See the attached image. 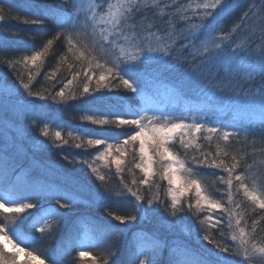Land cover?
<instances>
[{
	"label": "snow or ice",
	"instance_id": "obj_1",
	"mask_svg": "<svg viewBox=\"0 0 264 264\" xmlns=\"http://www.w3.org/2000/svg\"><path fill=\"white\" fill-rule=\"evenodd\" d=\"M27 3L37 14L25 18L23 23L43 27L51 20L55 25L52 38L41 49L14 60L0 59V64H6L9 69H14L18 64L26 69H35L28 72V82L24 81L23 74H17L19 86L27 97L41 101L51 97L54 102L67 103L68 100L92 97L102 89L112 91L121 85L125 90L141 96L147 90L141 66L158 65L164 71L183 68L184 78L195 82L200 86V91L211 98L220 93L243 104L258 103L264 109V0H168L163 8L160 0H60L61 4L68 6L67 9L46 5L41 0H27ZM242 8L244 10L238 21L230 31L224 32L219 27L220 21ZM165 9L168 11L165 12ZM2 13L3 8H0V19H3ZM157 18L166 25L165 28L157 27ZM238 30L244 36L240 43L232 45L230 39ZM3 39L0 37V43ZM60 40L64 42L65 52L60 56L57 68L45 74V79L55 81L60 65H67L71 79L64 84V89L80 76L85 79L79 97L75 93L67 94L64 89L56 92L55 96L50 92L45 95L34 92L30 86L40 74L55 42ZM178 40L185 42L178 44ZM70 57L76 63H70ZM160 75L159 70H154L150 79L158 82ZM9 99L10 95L0 96V106L6 108ZM23 103L33 110L44 107L29 99ZM81 119L92 125L134 128L132 132L117 134L111 141L104 135L69 132V139L74 142L75 148H97L91 160L80 159L79 162L86 164L102 186L106 177L96 162H102L105 167H115L122 186L115 195L125 198L127 213L119 214L106 206L112 195L106 187L101 192L75 177L52 173L48 169L35 177L28 170L16 173L4 150L0 149V264H27V258L36 264H61V257L73 246L77 250L78 260L88 258L92 264H161L159 257L165 241L155 231L139 229L133 232L129 241V258L124 262L117 259L119 248L116 242L126 234L129 225L144 224L157 217V205L166 214L158 216L159 226L172 231L179 214L185 211L180 194L188 188L195 190L196 197L194 204H188V210L195 208L197 212L207 211L210 214L212 210H219L223 216L216 217L214 223L211 215L205 216L199 223L207 224L208 228L219 227L226 218L230 239L235 247L211 239L207 231L203 240L214 244L220 252L241 256L243 264H264V239L256 240L257 226L260 220H264V215L260 220L253 219L251 231H246L247 221L243 210L239 213L236 211L242 209L243 202L234 198L242 192L253 210L264 212V187L258 189L255 183L249 186L247 170H240L244 158L230 154L227 146L233 137L239 139L243 136L247 139L253 135L251 125L238 126L235 122L216 124L206 118L189 121L186 117L165 112L157 114L131 104L122 113H101L89 109ZM259 127L264 129V119ZM201 134L209 148L215 139L224 141V146L217 143L214 153L204 150L197 143ZM41 135L50 136L47 126ZM53 138L68 144V139H62L60 130L54 132ZM177 139L186 151L195 148L191 156L192 164L219 169L226 174L217 178L227 186V204L213 198L199 175L191 167H186L185 159L169 146ZM261 143H264V136ZM126 156L132 157L134 167L140 170L143 179H135L132 167L126 165ZM76 159L73 157L68 162L73 163ZM125 167L129 175H133L131 183L121 175ZM251 167L248 165L249 169ZM154 176L166 180L169 185L166 190L167 203L151 192L153 182L150 177ZM178 180L181 181L179 189L175 186ZM144 186L148 188V195L142 191ZM128 196L134 199L129 200ZM78 205L104 206L118 225L105 220L93 221L86 226L73 223L64 242L65 247L45 250L33 247L41 239H52L61 225L69 224L73 214L79 211ZM80 219L83 217H78ZM25 221L28 229H34L40 237L21 227ZM221 235H224L222 230ZM20 253L26 258L23 262L19 259ZM167 264L212 262L176 244L170 250Z\"/></svg>",
	"mask_w": 264,
	"mask_h": 264
},
{
	"label": "trees",
	"instance_id": "obj_2",
	"mask_svg": "<svg viewBox=\"0 0 264 264\" xmlns=\"http://www.w3.org/2000/svg\"><path fill=\"white\" fill-rule=\"evenodd\" d=\"M42 3L55 7L67 9L68 6H64L59 0H41ZM161 7L167 3L168 0H160ZM0 8H3V19H0V37H3V42L0 43V59H7L9 55L18 59L25 54H32L33 51L39 50L43 47L44 43L53 36L54 22L51 20L47 22L43 27L31 24L23 23L25 18H32L37 13L33 8L29 6L27 0H0ZM168 11L167 9L164 10ZM243 11V8L242 10ZM240 13L235 12L230 16L223 18L219 27L228 32L234 26V23L238 21ZM13 17H17L14 19ZM233 17V18H232ZM167 17L165 16V19ZM157 27L165 28L166 25L157 18L155 21ZM222 23H226V27L221 26ZM155 30V29H154ZM244 33L237 31L233 34L230 43L235 45L240 43ZM184 40H178V44L184 43ZM258 44L259 42L256 41ZM255 46V45H253ZM65 52L63 40L56 41L49 55L46 57L43 67L40 69V74L31 83V88L34 92L39 91L45 95L50 92L52 96L60 91L64 84L67 83L71 76L68 72L67 65H60V71L57 73L55 81H49L45 79V74H50L58 66V60L60 56ZM70 63H76L74 58L69 59ZM19 65V64H18ZM18 65H16L18 67ZM20 66V65H19ZM22 67V66H20ZM19 67V68H20ZM9 69L6 64H0V77L1 81H6L9 84L8 87L14 86L15 90L10 89V99L8 106L5 108L0 106V149L4 150V155L13 165L16 173L24 170L31 172L32 176L41 175L45 169L51 170L52 173L67 174L75 177L90 186L98 188L101 192L105 187L112 193L106 206L113 211H117L119 214H126L128 205L125 203V198L115 195L116 192L121 190L120 176H117L114 166H110L111 176H108V171H103L102 174L106 177L102 186L101 181L97 180L95 175L87 168L86 164L79 162L80 159L91 158L95 154L96 147H90L87 149H77L74 147V142L69 137H62V139H68V144H63L62 141H55L53 136L43 137L41 132L37 128H33L28 124L30 116L23 114V112L30 108L24 105V100H32L36 105H43L42 108H36L40 113L44 115L39 117L41 122H45L46 119H51L57 124H60L63 129L70 130L72 133L86 132L88 135H104L110 141L116 138L117 134L124 132H130L129 126L116 128L114 126H97L88 123L81 119V117L88 112L89 109L99 111L101 113H107L109 111H115L122 113L125 107L129 104L134 105L135 96L131 91L125 90L123 86L114 88L112 91L102 89L101 92L94 93L92 97H86L78 100H68L67 103L54 102L51 97L47 101H41L35 97H27L24 89L19 86L17 80V74H23V79L28 82V74L23 73L20 69ZM154 70H159L161 75L159 81L150 79ZM29 71H35V69H29ZM141 71L145 74V97L150 99H158V102L166 112L168 110L176 111L178 113L184 112L187 119H201L206 118L209 122L216 124H231L235 122L238 126H252L253 135L248 136L245 139L241 136L239 139L233 137L228 142V150L230 154L236 155L238 158L243 157L241 162V171L247 170L249 176L248 183L255 182L257 187H264V143H261V137L264 136V129L259 127L262 119H264V109L256 103V109L254 111L253 104H243L239 101H234L225 97L224 95L217 93L214 98H211L200 91V86L195 82L184 78L183 68L164 71L158 65H145L141 66ZM85 79L83 76L77 78V80L69 86L67 94L71 95L75 93L77 97L80 96ZM113 83H117L113 81ZM2 83L0 84V86ZM94 87V83L92 85ZM47 89V91H45ZM1 93V90H0ZM3 96V95H0ZM152 97V98H151ZM32 109V108H31ZM106 127V128H105ZM199 140L202 148L206 151L215 152V145L218 143L224 146V141L215 139L212 147L209 148L207 141ZM123 137L121 136V139ZM255 141V143H253ZM14 142V143H12ZM12 143V146H11ZM55 145H60L59 147ZM11 146V147H10ZM174 151L185 159L186 167H191L202 180L207 192L216 199L222 200L227 204V186L221 184L217 178L219 175H226L219 169H210L204 167H197L192 164L191 156L195 153V148H190L189 151L183 149L179 140L173 141L170 145ZM18 149V151H17ZM91 154V155H90ZM68 157V159H65ZM76 157L73 163H69V159ZM81 157V158H80ZM131 156L125 157L126 165L132 167V173L137 181L143 179L140 174V170L134 167V162L130 159ZM248 165H252L249 169ZM2 166V165H0ZM124 179L131 183L133 175H129L127 167H125L124 173L121 174ZM153 182L151 192L158 194L160 199L166 203L167 195L166 190L169 187L165 180L160 179L159 176H154L150 179ZM142 191L145 195H148V188L144 186ZM235 191V189L233 190ZM236 200L242 201V209H236L239 213L243 210L245 220L247 221L246 231H251V222L253 219L260 220V217L264 215L260 209L253 210L250 202L246 200L243 193L240 192L234 197ZM127 199L132 200L134 198L128 196ZM181 201L184 202L185 211L179 214V220L176 225V229L172 232L176 233L182 228L187 229L186 234H183V240L188 245H194L201 248L205 252V256H211L212 260H217L219 264H241L243 258L241 256H233L230 253L220 252L214 244L208 243L203 240L205 234V225H201L199 220L202 218L199 216L195 208L191 211L188 210V204L194 203L192 196L183 195ZM79 211L74 213L72 221L67 225H61L57 234L52 238H44L39 240L33 247L45 250L48 248H61L65 247V240L69 236L73 223H77L80 226H86L93 221H109L113 225H118V221H114L107 214L104 206L87 207L85 205L77 206ZM159 207V213L157 217H153L151 222H145L144 224L129 225L126 230V234L117 241L119 248V256L117 259L121 262L126 261L129 258L130 248L128 241L130 235L139 229H144L148 232L155 231L161 239L164 234L168 233L167 230L159 226L158 216L166 215L163 208ZM234 207V205H233ZM223 216L221 213L219 217ZM78 217L83 219L78 220ZM2 220V216H0ZM234 223V221H233ZM227 219H224V224L215 227L209 234L210 238L220 243H227L229 247H235L234 242L230 239V230L227 228ZM22 228L26 232L31 231L36 237H40V234L35 230H29L27 227V221ZM123 228V225H119ZM221 230L224 235H221ZM202 238V240L200 239ZM264 239V220H260L257 226L256 240L259 242ZM201 240V241H200ZM166 243H164L165 245ZM166 246L163 248L164 250ZM193 248V247H192ZM194 249V248H193ZM196 250V249H194ZM201 250V249H200ZM99 252L100 250H96ZM170 253V252H169ZM169 254L167 256L168 260ZM230 257H233L231 259ZM161 264H164V259H160ZM47 264V262H45ZM61 264H84L81 260L77 259V250L73 246L70 251H67L61 257ZM216 264V262H212Z\"/></svg>",
	"mask_w": 264,
	"mask_h": 264
},
{
	"label": "rangeland",
	"instance_id": "obj_3",
	"mask_svg": "<svg viewBox=\"0 0 264 264\" xmlns=\"http://www.w3.org/2000/svg\"><path fill=\"white\" fill-rule=\"evenodd\" d=\"M60 1V0H59ZM62 5H64L65 7L67 6L66 4H62ZM245 7H246V5H245ZM242 9H239V10H237L236 12H238V13H241L242 11H241ZM244 10V9H243ZM233 18V17H232ZM226 23H222L221 24V26L222 27H224V29H225V27H226ZM259 42V41H258ZM24 55H26L25 53H24ZM27 55H29V54H27ZM12 55H9L8 57H7V59H15V58H13V57H11ZM20 66H22V65H20ZM19 65H18V67L16 66V69L18 70V68L20 67ZM23 73H27L28 74V72H29V69H26L25 67H20L19 68ZM6 81H1V77H0V84L2 83V85L0 86V90H1V93H0V95H10V89H13V86L12 87H8L9 86V84H7V83H5ZM95 86V85H94ZM122 86V85H121ZM6 88L8 89V91L6 92ZM62 89H64V86H63V88ZM68 89H69V87L67 88V89H64V91L67 93V91H68ZM132 93V92H131ZM132 94H134V93H132ZM135 95V94H134ZM135 97H136V104H134V106H136V105H138L139 107H142V108H144V109H147L149 112H156L157 114H159L160 112H165L162 108V106L160 105V103L158 102V99H155V98H152V99H150V98H146V99H148V100H150V101H146L145 100V96H144V94L143 95H141V96H136L135 95ZM254 105V111H255V109H256V104H253ZM165 113H170V114H172V115H174V116H176V117H186L187 115L184 113V112H182V113H178V112H176V111H171V110H168V111H166ZM23 114L25 115V114H28L29 116H30V120H29V122H28V124L32 127V129L33 128H37V130H39L40 132H42V130L47 126V128H48V131H49V133H50V135L51 136H53L54 135V132L55 131H57V130H60L61 132H62V137H64V136H66V137H69V132H72V131H70L69 129L68 130H66V129H63L62 127H61V125L60 124H57L55 121H53V120H51V119H46L45 120V122L43 123V122H41L40 120H39V117H41V116H43L44 114L43 113H40L38 110H33V109H31V108H27L24 112H23ZM86 114V113H85ZM84 114V115H85ZM189 121H191L192 120V118L191 119H188ZM98 126V125H97ZM100 127H103V126H100ZM115 127V126H114ZM106 128V127H105ZM117 128V127H116ZM128 131H130V132H132V131H134V128H132V127H130L129 129H128ZM44 137V136H43ZM200 140V139H199ZM199 140H197V143L199 142ZM12 143H14V142H12ZM12 143H11V146H12ZM10 146V147H11ZM137 146H138V142H137ZM100 148L102 149L103 148V146H100ZM17 151H18V149H17ZM96 151H97V149H96ZM96 151H95V153H96ZM187 151H189V149L187 150ZM81 158V157H80ZM85 159H88V160H91V158H85ZM131 160H132V158H130ZM158 159V158H157ZM137 161H138V157H137ZM97 163V165L99 166V170H100V172L102 173L103 171H108V176H111V171L110 170H108V169H110V167H105L104 165H103V163L102 162H100V161H97L96 162ZM163 163H167V161H164ZM157 167H158V165H157ZM115 168V167H114ZM140 174L142 175V177H143V174L140 172ZM94 175V174H93ZM152 177H150V179H151ZM166 181V180H165ZM253 183H255V182H252L251 184H249V186H251ZM166 184L168 185V183H167V181H166ZM180 185H181V181L180 180H178L177 182H176V187L179 189L180 188ZM255 185H256V183H255ZM169 186V185H168ZM257 186V185H256ZM258 189H259V187H257ZM183 195H190V196H192V198H193V202L195 203V199H196V197H195V190L193 189V188H188V189H186V190H182V194H180V199L183 197ZM193 203V204H194ZM198 214H199V216L202 218V219H204V217L205 216H209V215H211L212 217H213V223H214V221H215V218L216 217H219L220 216V214H221V212H219V210H212V212H211V214L209 213V212H207V211H200V212H198ZM215 227H213V228H208L207 227V224H205V229H206V231H207V233H210L211 232V230L212 229H214ZM174 229H176V228H174ZM185 228H182L180 231H178V232H176V233H174V232H172V231H169V230H167V232L168 233H166V234H164V236H168V237H164L162 240H164L165 241V245L162 247V249H161V254H160V257H159V259H164V261H165V263L164 264H167V256H168V254H169V252H170V250H171V248H173V247H175V245L176 244H180V245H183L184 247H186V248H188L189 250H191V251H193V252H196V253H199L200 255H202V256H205V252L203 251V249H202V246H201V250L200 249H198V247H195L194 245L192 246V245H188L187 243H185V241L183 240V234H186V231L184 230ZM135 232V231H134ZM133 234V233H132ZM132 234L130 235V238H129V241L132 239ZM201 240H202V238H200ZM200 240V241H201ZM129 241H128V246H129ZM166 246V248L165 249H167V250H164L163 248ZM194 249H196V250H194ZM129 248H130V246H129ZM19 255V259L23 262V261H25V256H24V254L23 253H20V254H18ZM208 260H210L211 262H213L214 260H212V258H211V256H205ZM231 259H233V257H230ZM168 259H169V257H168ZM82 261V263H84V264H92V261L90 260V259H88V258H85V259H83V260H81ZM214 262H216V264H219L220 262H218L217 260L216 261H214ZM27 264H36V262H34V261H31V258H27ZM224 264H226V263H224ZM241 264H243V263H241Z\"/></svg>",
	"mask_w": 264,
	"mask_h": 264
},
{
	"label": "bare ground",
	"instance_id": "obj_4",
	"mask_svg": "<svg viewBox=\"0 0 264 264\" xmlns=\"http://www.w3.org/2000/svg\"><path fill=\"white\" fill-rule=\"evenodd\" d=\"M212 258V257H211ZM214 261H216V260H214Z\"/></svg>",
	"mask_w": 264,
	"mask_h": 264
}]
</instances>
